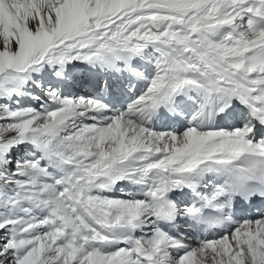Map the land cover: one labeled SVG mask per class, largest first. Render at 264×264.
Wrapping results in <instances>:
<instances>
[{"label": "snow or ice", "instance_id": "1", "mask_svg": "<svg viewBox=\"0 0 264 264\" xmlns=\"http://www.w3.org/2000/svg\"><path fill=\"white\" fill-rule=\"evenodd\" d=\"M0 264H264V0H0Z\"/></svg>", "mask_w": 264, "mask_h": 264}]
</instances>
